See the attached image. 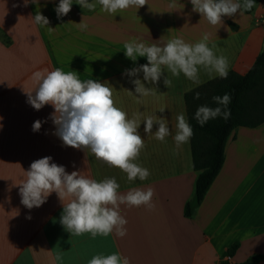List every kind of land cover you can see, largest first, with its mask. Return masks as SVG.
I'll return each mask as SVG.
<instances>
[{"label": "crops", "instance_id": "1", "mask_svg": "<svg viewBox=\"0 0 264 264\" xmlns=\"http://www.w3.org/2000/svg\"><path fill=\"white\" fill-rule=\"evenodd\" d=\"M58 3L29 0L25 6L24 0H0V264H60L55 260L58 252L63 264H87L94 255L113 252L128 257L130 264H221L236 243L229 264L264 254V123L233 131L221 173L194 215L186 217L185 205L194 195L199 172L193 166L191 139L175 150L176 117L184 113L188 119L186 93L215 78L201 70V84L195 85L183 74L174 77L165 70L171 86H165L162 76L157 84H146L156 88L155 95L138 98L131 83L137 77L123 74L147 63L146 57L136 62L125 57L126 41L163 45L180 37L194 44L204 33L209 34V46H217L216 54L228 57L229 71L246 74L264 51V4L212 26L192 11L190 0H147L139 9L115 15L101 12L98 3L89 11L74 2L60 18L54 10ZM37 11L48 18V26L34 23ZM82 20L86 31L77 25ZM56 67L76 71L82 80L109 83L116 106L129 118L142 113L167 119L172 134L165 142L154 138L158 125L146 134L141 123L145 147L137 162L150 171L146 180L129 182L125 173L90 152L63 146L49 118L53 107L37 111L27 103L25 91L36 87L33 73ZM36 120L42 121L38 132L32 130ZM45 156L69 173L81 171L97 181L115 177L121 194L151 187L155 207L149 211L121 205L120 214L128 222L122 238L115 233L71 237L60 223L63 205L56 193L39 208L21 204L17 184L30 164Z\"/></svg>", "mask_w": 264, "mask_h": 264}, {"label": "clouds", "instance_id": "2", "mask_svg": "<svg viewBox=\"0 0 264 264\" xmlns=\"http://www.w3.org/2000/svg\"><path fill=\"white\" fill-rule=\"evenodd\" d=\"M29 0H24L27 6ZM82 9L93 11L97 3L100 11L115 15L130 7L137 9L147 4V0H59L55 7L57 17L69 14L73 3ZM192 11L197 12L212 26L222 25L224 17H234L238 13L250 11L255 6V0H190ZM175 7V4L169 5ZM34 23L48 26L49 20L39 11L33 16ZM81 31H86L88 25L77 23ZM49 28V32L54 29ZM216 45L209 46V34L204 33L196 43H187L180 37L167 40L163 45L148 44L138 39L126 41L123 45L126 58L136 62L138 57H146L147 63L138 67L126 69L124 75L137 77L131 80L134 93L138 98L156 94V88L146 86L157 84L164 77L168 88L172 81L164 75L165 70L174 77L183 74L195 85H200V71L204 70L210 79H227L229 74V59L225 55H217ZM142 73V79L139 74ZM32 79L36 83L33 91H25L27 103L39 111L46 105H51L54 112L50 119L55 125V135L63 142V146L90 152L96 160L106 163L109 167L118 168L126 174L129 182L146 180L150 171L137 161L145 147L144 139L139 131L144 124V133L152 134L154 125H158L154 138L165 142L171 135L167 119L155 114L143 116L133 113L129 118L126 111L116 106L112 87L107 82L87 79L82 80L76 71H64L60 67L48 71H36ZM130 93H133L130 91ZM194 99H200V93ZM213 101L219 105L215 108L201 105L195 112V120L203 127L209 120L222 117L230 118L228 108L231 96H213ZM163 112L164 109H160ZM173 140L175 150L188 143L193 136V128L184 113L176 117ZM42 126L41 120H36L32 130L38 132ZM21 204L27 209L39 208L52 193L63 205L60 223L72 236L89 233L92 239L97 236L108 237L115 233L118 237L127 234V220L120 214V206L145 207L153 210L155 191L132 188L121 194L120 184L115 177L97 181L81 171L67 172L63 165L52 161L51 156L37 159L25 171V178L17 184ZM67 201V202H65ZM28 219H31L29 216ZM225 259H228L225 257ZM55 260L63 264V254L57 253ZM87 264H130L128 257L118 252L109 255L97 254L87 261Z\"/></svg>", "mask_w": 264, "mask_h": 264}, {"label": "trees", "instance_id": "3", "mask_svg": "<svg viewBox=\"0 0 264 264\" xmlns=\"http://www.w3.org/2000/svg\"><path fill=\"white\" fill-rule=\"evenodd\" d=\"M92 0H89L91 2ZM264 0H255V4ZM200 93V99H194ZM230 94L228 108L230 118L209 120L201 127L195 120V112L201 105L215 108L212 97ZM188 121L193 128L191 148L193 166L199 172L193 197L185 205V216L192 217L207 196L211 186L222 171L227 143L233 131L240 126L257 127L264 123V51L246 74L229 71L227 79L215 78L185 95ZM239 247L234 244L225 255L233 256ZM264 254H255L239 264H258ZM221 264H228L223 261Z\"/></svg>", "mask_w": 264, "mask_h": 264}, {"label": "built area", "instance_id": "4", "mask_svg": "<svg viewBox=\"0 0 264 264\" xmlns=\"http://www.w3.org/2000/svg\"><path fill=\"white\" fill-rule=\"evenodd\" d=\"M227 258H228V259L225 260L226 262L230 259V257L228 256ZM228 264H229V263H228Z\"/></svg>", "mask_w": 264, "mask_h": 264}]
</instances>
